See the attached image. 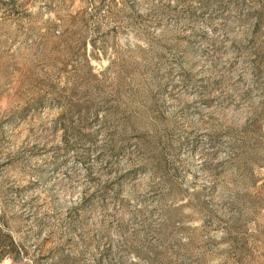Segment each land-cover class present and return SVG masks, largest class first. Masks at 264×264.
I'll list each match as a JSON object with an SVG mask.
<instances>
[{"label": "rangeland", "instance_id": "obj_1", "mask_svg": "<svg viewBox=\"0 0 264 264\" xmlns=\"http://www.w3.org/2000/svg\"><path fill=\"white\" fill-rule=\"evenodd\" d=\"M0 225L2 264H264V0H0Z\"/></svg>", "mask_w": 264, "mask_h": 264}, {"label": "trees", "instance_id": "obj_2", "mask_svg": "<svg viewBox=\"0 0 264 264\" xmlns=\"http://www.w3.org/2000/svg\"><path fill=\"white\" fill-rule=\"evenodd\" d=\"M262 20L261 19H256L255 25H254V30L252 32L254 41L256 42L257 39L260 36L261 33V27H262ZM103 90L104 87L100 85V90H99V96L102 97L103 95ZM134 130V128H132ZM5 230L4 228L0 225V233H4ZM6 238H8V242L0 241V264H2L7 258L11 257L12 255V249H16V243L13 241L12 237L8 234H4Z\"/></svg>", "mask_w": 264, "mask_h": 264}]
</instances>
